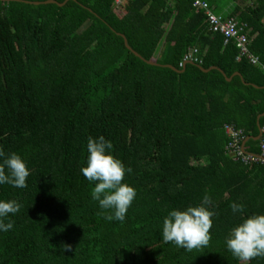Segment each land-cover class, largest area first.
Instances as JSON below:
<instances>
[{
    "label": "trees",
    "instance_id": "1",
    "mask_svg": "<svg viewBox=\"0 0 264 264\" xmlns=\"http://www.w3.org/2000/svg\"><path fill=\"white\" fill-rule=\"evenodd\" d=\"M34 1L45 0L0 1V147L29 169L25 188L0 185V199L21 204L0 232V264H264L225 245L243 217L264 213V165L228 155L223 130L241 129L251 137L244 149L259 153L264 69L236 60L234 42L223 43L194 0ZM206 1L221 14L220 0ZM236 1L221 15L246 24L264 64V0ZM193 48L182 72L162 66L182 69ZM100 135L132 169L123 182L136 196L123 222L104 219L80 172L87 138ZM205 191L215 213L207 247L164 242L168 211L199 204Z\"/></svg>",
    "mask_w": 264,
    "mask_h": 264
},
{
    "label": "clouds",
    "instance_id": "2",
    "mask_svg": "<svg viewBox=\"0 0 264 264\" xmlns=\"http://www.w3.org/2000/svg\"><path fill=\"white\" fill-rule=\"evenodd\" d=\"M112 147L111 141L103 135L95 138L89 136L86 164L80 168V172L87 181L94 182L91 199L98 202L104 219L123 222L136 191L123 182L125 174L131 173L132 169L113 155ZM28 176L29 169L24 159L15 152L6 154L3 147H0V185L25 188ZM210 203L211 197L205 191L199 204L168 211L162 223L163 241L172 242L186 250L207 247L215 215L208 207ZM229 207L234 214L244 209L243 204L235 202ZM20 208L21 204L16 200L0 199V232L13 227L9 214L17 213ZM225 245L232 256L241 261L264 257V213L243 217L231 228Z\"/></svg>",
    "mask_w": 264,
    "mask_h": 264
},
{
    "label": "built area",
    "instance_id": "3",
    "mask_svg": "<svg viewBox=\"0 0 264 264\" xmlns=\"http://www.w3.org/2000/svg\"><path fill=\"white\" fill-rule=\"evenodd\" d=\"M116 1L119 2V0ZM193 5L197 9H202L204 11L210 29L214 32H220L222 34L224 44L229 41L234 42L238 49L236 60L244 57L251 64L259 65L262 69H264V64L261 63L258 57L252 54L248 49V36L245 32V23H239L232 16L223 17L221 14L214 13L206 0H194ZM196 52V48L189 49L179 66H183V63L186 61H196ZM223 130L227 137L225 151L228 155H230L234 160H238L246 165H250L252 163L264 165V126L260 129L261 135L259 137L258 154L249 153L242 148V143L246 137L243 135L241 129L236 128L232 124L226 123L223 125Z\"/></svg>",
    "mask_w": 264,
    "mask_h": 264
},
{
    "label": "water",
    "instance_id": "4",
    "mask_svg": "<svg viewBox=\"0 0 264 264\" xmlns=\"http://www.w3.org/2000/svg\"><path fill=\"white\" fill-rule=\"evenodd\" d=\"M0 1L4 2V1H10V0H0ZM17 1H18V0H17ZM64 2H65V1H63V2H56V1H54V0H45V1H34L33 3H34V4H40V3H44V4H46V3H55V4H57V5L60 6V5H62ZM117 34L123 38V42H124L125 47H126L128 50H130V51H131L136 57H138L139 59L143 60L146 64H149V65H161V64H158V63H156V62H154V61H151V60H145L140 54H138L136 51H134V50L128 45L127 40H126V38H125V36H124L123 34H121V33H117ZM187 63H192V61H186V62H184L183 66H182V69H180V70L176 69L175 67H173V66H171V65H162V66L169 67L170 69H172V70H174V71H176V72H182V71H183V67H184L185 64H187ZM198 66H199V65H198ZM199 68H200L201 71H203V72H208L209 70L217 69V70H218V71L224 76V78H225L226 81H230L233 75H237V76L240 77V79H241V81H242L243 84H245V85L248 84L247 82H245V81L242 79V77H241V75H240L239 72H235V73H233V75H231L230 77H226V75H225V74H224L219 68H216V67H214V66H211V67H209V68H207V69H205V68H203V67H201V66H199ZM252 86L255 87V88L258 87L257 85H254V84H252ZM262 115H264V113L259 114V115L257 116V125H258V119H259V117L262 116ZM258 128H259V133H258V135H257L256 137H253L254 140H258L259 137H260V135H261V130H260L261 128H260L259 125H258ZM249 138H251V137H246V138H245V140H244L243 143H242V148H244V144H245V142H246ZM243 150H244V149H243Z\"/></svg>",
    "mask_w": 264,
    "mask_h": 264
},
{
    "label": "crops",
    "instance_id": "5",
    "mask_svg": "<svg viewBox=\"0 0 264 264\" xmlns=\"http://www.w3.org/2000/svg\"><path fill=\"white\" fill-rule=\"evenodd\" d=\"M243 0H237L236 2H234V4L236 5V4H239L240 5V7H243L244 5H246V4H241L240 2H242ZM231 4V3H230ZM230 4H228V3H226V5H225V1H222V0H220V3H219V6L222 8V10H221V14L223 13V12H227V11H229V9H230ZM233 4V5H234ZM231 7H232V5H231ZM220 8V9H221ZM228 13V12H227ZM184 64V63H183ZM259 66V65H258ZM260 67V66H259ZM261 68V67H260ZM248 84H250V83H248ZM247 84V85H248ZM252 85V84H251ZM255 85V84H254ZM255 88V87H254ZM258 88V87H257Z\"/></svg>",
    "mask_w": 264,
    "mask_h": 264
},
{
    "label": "rangeland",
    "instance_id": "6",
    "mask_svg": "<svg viewBox=\"0 0 264 264\" xmlns=\"http://www.w3.org/2000/svg\"><path fill=\"white\" fill-rule=\"evenodd\" d=\"M222 1H226V0H222ZM241 4H247V3H251V0H243L242 2H240Z\"/></svg>",
    "mask_w": 264,
    "mask_h": 264
}]
</instances>
